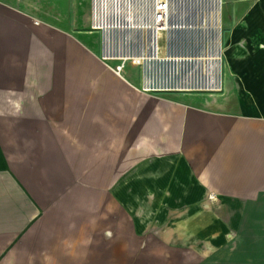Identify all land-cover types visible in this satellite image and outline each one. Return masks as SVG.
I'll return each mask as SVG.
<instances>
[{
	"label": "crops",
	"instance_id": "1",
	"mask_svg": "<svg viewBox=\"0 0 264 264\" xmlns=\"http://www.w3.org/2000/svg\"><path fill=\"white\" fill-rule=\"evenodd\" d=\"M227 1L224 89L156 94L0 0V264H264V0Z\"/></svg>",
	"mask_w": 264,
	"mask_h": 264
},
{
	"label": "built area",
	"instance_id": "2",
	"mask_svg": "<svg viewBox=\"0 0 264 264\" xmlns=\"http://www.w3.org/2000/svg\"><path fill=\"white\" fill-rule=\"evenodd\" d=\"M225 0H90L100 60L123 76L140 69L144 93H218L224 89ZM211 199L216 197L212 194Z\"/></svg>",
	"mask_w": 264,
	"mask_h": 264
},
{
	"label": "rangeland",
	"instance_id": "3",
	"mask_svg": "<svg viewBox=\"0 0 264 264\" xmlns=\"http://www.w3.org/2000/svg\"><path fill=\"white\" fill-rule=\"evenodd\" d=\"M17 2L20 0H12ZM26 9L33 13L44 15L45 19L55 21L60 25L73 29L76 33L84 36L90 44L95 46L100 52L101 34L98 31H91L89 27V3L90 0H21ZM228 10V1L224 7V14ZM126 76L135 84L140 85L137 80V70L129 69ZM212 195V194H211ZM215 196V195H214ZM210 197V196H209ZM216 200V198H215ZM156 241H145L141 243V253L137 255L139 264H191L197 262L229 264L231 258L236 261H242L246 257L252 256L244 253L245 246L237 250L230 256L229 248L226 247L214 254L200 256L187 251H170L167 258L164 254H152ZM252 259L248 260L251 261ZM240 263H243L241 262ZM170 262V263H169ZM237 262V263H238Z\"/></svg>",
	"mask_w": 264,
	"mask_h": 264
}]
</instances>
